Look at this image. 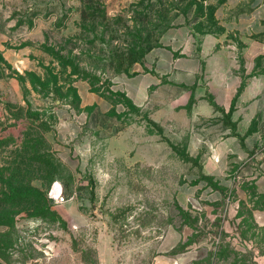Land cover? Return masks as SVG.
<instances>
[{
    "label": "rangeland",
    "instance_id": "374dc122",
    "mask_svg": "<svg viewBox=\"0 0 264 264\" xmlns=\"http://www.w3.org/2000/svg\"><path fill=\"white\" fill-rule=\"evenodd\" d=\"M182 24L216 28L199 0H0V264H264L228 242L262 230L263 199L205 179L183 207L202 174L182 115L165 132L119 90Z\"/></svg>",
    "mask_w": 264,
    "mask_h": 264
},
{
    "label": "crops",
    "instance_id": "0c3cea01",
    "mask_svg": "<svg viewBox=\"0 0 264 264\" xmlns=\"http://www.w3.org/2000/svg\"><path fill=\"white\" fill-rule=\"evenodd\" d=\"M199 1L213 11L216 28H170L147 53L145 69L119 80L118 87L140 112L162 114L165 132L174 122L172 112L182 115L176 120L182 123L178 136L187 141L190 169L203 175L191 176L195 182L179 191L183 207L202 194L205 179L222 187L214 189L219 198L253 203L264 196V0ZM255 218L262 230H246L247 238L232 234L227 241L264 262V211H256ZM195 262L191 249L170 264Z\"/></svg>",
    "mask_w": 264,
    "mask_h": 264
},
{
    "label": "built area",
    "instance_id": "2783aa9c",
    "mask_svg": "<svg viewBox=\"0 0 264 264\" xmlns=\"http://www.w3.org/2000/svg\"><path fill=\"white\" fill-rule=\"evenodd\" d=\"M51 197L55 199L56 202L60 203L64 201V197L62 195V192L60 190V186L58 185V183H56L53 186V189L51 191Z\"/></svg>",
    "mask_w": 264,
    "mask_h": 264
},
{
    "label": "trees",
    "instance_id": "16d2710c",
    "mask_svg": "<svg viewBox=\"0 0 264 264\" xmlns=\"http://www.w3.org/2000/svg\"><path fill=\"white\" fill-rule=\"evenodd\" d=\"M151 51V50H150ZM126 96V95H125ZM126 98L129 100V102H131L132 103V101L126 96ZM133 104V103H132ZM135 106V105H134ZM136 107V106H135ZM261 199H263V201H264V196H261L260 197V199L259 200H261ZM262 201V200H261ZM198 262H196L195 264H197Z\"/></svg>",
    "mask_w": 264,
    "mask_h": 264
}]
</instances>
